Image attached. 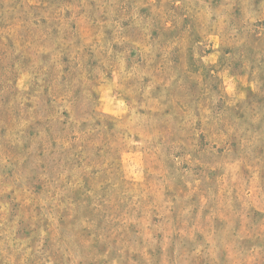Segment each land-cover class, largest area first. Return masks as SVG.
<instances>
[{
  "label": "rangeland",
  "instance_id": "obj_1",
  "mask_svg": "<svg viewBox=\"0 0 264 264\" xmlns=\"http://www.w3.org/2000/svg\"><path fill=\"white\" fill-rule=\"evenodd\" d=\"M0 264H264V0H0Z\"/></svg>",
  "mask_w": 264,
  "mask_h": 264
}]
</instances>
